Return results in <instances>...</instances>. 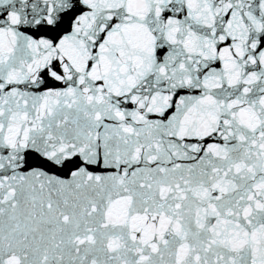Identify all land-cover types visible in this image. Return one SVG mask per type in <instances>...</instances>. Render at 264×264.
Returning <instances> with one entry per match:
<instances>
[{
	"label": "snow or ice",
	"instance_id": "6c2138e0",
	"mask_svg": "<svg viewBox=\"0 0 264 264\" xmlns=\"http://www.w3.org/2000/svg\"><path fill=\"white\" fill-rule=\"evenodd\" d=\"M0 264H264V0H0Z\"/></svg>",
	"mask_w": 264,
	"mask_h": 264
}]
</instances>
